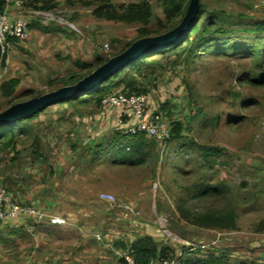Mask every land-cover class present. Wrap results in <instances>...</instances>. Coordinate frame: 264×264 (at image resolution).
I'll return each mask as SVG.
<instances>
[{"label": "rangeland", "instance_id": "1", "mask_svg": "<svg viewBox=\"0 0 264 264\" xmlns=\"http://www.w3.org/2000/svg\"><path fill=\"white\" fill-rule=\"evenodd\" d=\"M22 1V7L13 9L29 21L30 36L10 44L7 62L0 66V85L11 78L19 80L11 97H4L0 89V112L29 100L22 96L25 91L41 96L76 84L89 74L79 68V62L97 65V60L114 57L144 37L140 24L96 17L93 10L98 1L52 0L47 6ZM200 1L205 11L221 12L226 21H243L253 30L252 36L216 38L191 56L184 49L186 43L147 56L138 63L143 65L129 67L130 83L109 91L100 103L46 106L26 121L27 131L17 137L14 148L0 153V187L17 194L21 203L44 207L63 218L66 223L55 226L61 245L97 241L102 231L110 233L112 227H102L98 223L102 217L90 218L93 236L85 237L84 227L75 230L65 218L75 215L80 227L92 211L109 207L113 219L125 205L133 209L137 221L157 230V244L168 250L165 257L179 264L187 257L207 259L211 252L226 264H264V87L245 82L254 73H264V56L257 63V54L251 51V43L264 36V0ZM162 2L108 0L116 9L148 4L152 10L148 28L154 32L145 37L167 32L155 33L159 20L166 28L179 24V18L167 21ZM256 21L262 24L256 26L252 23ZM34 23L40 29L31 28ZM219 43H241L245 48L210 50ZM154 57L155 62L149 60ZM140 91L148 93L150 104L164 103L161 116L177 125L181 134L164 141L145 136L143 162L131 163L117 155L122 137L116 120L122 110L104 108L102 101ZM103 192L111 193L116 203L101 201ZM203 213H231L234 223L207 227L196 220ZM119 230L130 232L128 240L139 233L122 225ZM27 232L25 236L19 231L10 240L0 230V264L9 258L3 253L4 240L22 248L30 236ZM21 256L8 260L21 263Z\"/></svg>", "mask_w": 264, "mask_h": 264}, {"label": "trees", "instance_id": "2", "mask_svg": "<svg viewBox=\"0 0 264 264\" xmlns=\"http://www.w3.org/2000/svg\"><path fill=\"white\" fill-rule=\"evenodd\" d=\"M33 2H39L47 6L48 1L52 0H30ZM98 1L100 4L93 10V13L98 18H103L106 20H113V21H120L128 24H140L143 27L139 29L140 35L142 36H148L152 34V30L148 28V24L150 22V18L152 17V10L151 7L146 4H136V3H130L128 5H121L119 8H115L111 6L108 3V0H93ZM187 0H163V13L167 19V21H173L177 18L180 22L182 15L184 14L185 5ZM202 1L199 0V8L197 10L194 22L192 27L187 31L186 34L181 37L178 41L175 43L168 45L163 48H159L157 50L151 51L133 62H131L126 67L116 71L112 76H110L108 79L104 80L101 84L96 86L95 88L87 91L86 93H83L79 96L64 100L62 102H66L69 104L73 103H82V104H89L92 101H98L100 103L101 97L107 94L109 91L113 90L114 88L124 84V83H130L131 80V74L132 69H129L131 66H138L139 62H141L145 57L147 56H154L155 54L159 53L163 49H169L177 44L183 45L186 43V46L184 49H187L188 55H194L195 52H197L200 49H204V47L209 43V41L214 40L216 38L219 39H227L230 40L231 37L239 38L237 35L240 33H245L247 36H252V31L245 27L243 21L238 20L235 21H226L224 17H222L221 12L216 11H205L203 8V5L201 4ZM5 4V0H0V12L3 9V6ZM86 4H90V1H86ZM240 21V22H239ZM254 25L259 26L262 24L261 22H252ZM249 24H246V26ZM158 29H156L155 33H161L162 31H168L173 26L166 28L165 24L162 23V21H158ZM225 26H232L236 29H227ZM250 27V26H249ZM31 28H37L40 29V26L37 24H32ZM165 28V29H164ZM164 29V30H160ZM46 32L50 30L49 27L44 28ZM260 37H264L263 35H260L258 39L260 41H257L255 43H251V51L254 52V54H257V63L261 62V57L264 56V52L261 51L262 48H264V40H261ZM221 46V47H220ZM245 47L241 43H236V45H231L229 43L225 44L222 43V45L214 44L210 46V50H218L219 52H224L225 50H229V52H233L234 50H242ZM224 50V51H222ZM226 52V51H225ZM235 52V51H234ZM1 57V53H0ZM156 57L149 59L152 62H155ZM107 58L105 60L99 59L97 60V65H92L89 63H82L79 62L78 66L83 71H86L87 73H90L93 71V69L97 68L98 66L102 65L106 61H108ZM138 64V65H137ZM143 65V64H142ZM134 69V68H133ZM241 82V80H239ZM245 82H247L249 85L254 87H264V73H254L252 76L248 77ZM19 80L17 78H11L8 81H5L1 83L0 89L1 93L4 97H11L15 93V88L18 86ZM145 91H140L137 93H130V94H139L143 93ZM126 95H129V93H124ZM23 97H36L35 94L32 93V91H25L22 93ZM96 97V98H95ZM61 103V102H60ZM164 103H161V106H159V111H162ZM157 113V112H156ZM39 112H36L34 114H31L27 117L19 118L18 120L9 122L7 124H0V153L2 151H5L8 148H14L17 137L27 131V123L26 121L32 120L36 116H38ZM170 127V138H179L180 132L178 131L177 125L175 128V124L173 122L168 123ZM119 135L122 137V143L119 147L116 149L118 150V159H128L131 163H134L136 160L139 162H143L142 156H140L141 151L146 146V141L144 140L145 134L144 133H138L132 136H126V135ZM129 137V139H127ZM125 139H127L125 141ZM167 139V140H168ZM126 143V145H125ZM35 147L37 148V143H34ZM38 150V149H37ZM212 154H216V151L211 150ZM214 154V155H215ZM140 156V158L132 160L133 156ZM2 188V187H1ZM4 189V188H3ZM215 191V190H214ZM214 191H207L206 194L214 193ZM234 215L231 213L228 214H215V213H203L202 215H199L196 219L197 222L200 224H203L204 226H211V227H218L221 225H227L232 226L234 221ZM31 221L32 225H34V221L32 219H28ZM3 221H0V223ZM35 226V225H34ZM128 250L131 251V254L136 261L137 264H148L152 260H156L159 258H167L165 257L166 252L168 250L166 247L161 246L157 244L151 238L150 236L144 235V236H136L133 241L129 242ZM168 259V258H167ZM180 264H226L222 258V256H215L214 253H210L207 255V259H202L200 257L191 258L187 257L180 261Z\"/></svg>", "mask_w": 264, "mask_h": 264}, {"label": "crops", "instance_id": "3", "mask_svg": "<svg viewBox=\"0 0 264 264\" xmlns=\"http://www.w3.org/2000/svg\"><path fill=\"white\" fill-rule=\"evenodd\" d=\"M5 183V182H4ZM8 186V185H7ZM29 198V197H28ZM114 206V205H112ZM35 207V206H34ZM47 214L56 215L44 207H36ZM107 208V209H106ZM112 208V207H111ZM97 209V208H96ZM103 210L92 211L91 214H87L84 226H77L76 220L74 218L75 215H72L71 218H65L70 221L69 225L73 226L75 230L81 231V227H84V231H86L85 237L90 236L91 231L89 230V225L91 224L90 218H95L96 216L102 217L101 221L98 222L102 227H107L110 225L106 233L104 231L101 232V237L97 241H88L82 240L80 243H72L69 247L65 245H61L60 237L57 232L55 226L51 225L47 221L43 223H39L34 227H31L32 223L30 220L25 218L18 219H8L0 223V230H4L6 232V238L10 240H14L15 235L21 232H25V236H27L26 232L30 234L28 235L27 241L22 244V248L14 247L15 243L9 241H5L7 248L3 253L5 256H8L13 259L21 256V263L17 261L13 262L12 260H8L5 258V261L2 260L3 264H119L121 262L120 254L128 250V242L133 241V239L127 238V234L130 233L125 231L124 233L119 230V227L122 225L130 230L137 229L139 231L137 236H150L153 238L155 242H158L159 235L157 230L152 225H145V223H141L135 219L133 216V212L124 209H117V212L112 219V214L110 215L109 207L102 208ZM102 213H100V212ZM99 212V213H94ZM59 216V215H57ZM111 216V217H108ZM97 218V217H96ZM90 219V220H89ZM97 221V220H96ZM66 223V222H65ZM98 224V225H99ZM106 231V230H105ZM22 235L24 233H21ZM30 237V238H29ZM124 240L127 245H118L117 241ZM14 247L12 251H9L8 248Z\"/></svg>", "mask_w": 264, "mask_h": 264}, {"label": "built area", "instance_id": "4", "mask_svg": "<svg viewBox=\"0 0 264 264\" xmlns=\"http://www.w3.org/2000/svg\"><path fill=\"white\" fill-rule=\"evenodd\" d=\"M22 6V0H5L0 12V66L7 62L5 56L10 44L20 43L30 36L29 21L19 12L14 11V9ZM149 99L148 93L129 95L118 93L105 98L102 101V106L122 110L121 115L116 120V125L122 135L132 136L144 133L149 138L159 141L167 140L170 137L169 124L161 116L159 105L150 104ZM99 199L109 204L116 203L115 197L111 193H100ZM124 208L133 212L130 206L124 205ZM18 218L32 219L34 225L45 221L51 225L65 223V220L60 216L50 215L33 205L21 203L17 194L13 195L0 187V221ZM119 257L121 259L119 264H137L129 250L122 252ZM148 264H179V262L159 258L150 261Z\"/></svg>", "mask_w": 264, "mask_h": 264}, {"label": "water", "instance_id": "5", "mask_svg": "<svg viewBox=\"0 0 264 264\" xmlns=\"http://www.w3.org/2000/svg\"><path fill=\"white\" fill-rule=\"evenodd\" d=\"M198 8L199 0H187L184 14L176 27L163 34L135 40L121 53L108 59V61L98 66L74 85L64 86L44 95L32 97L27 101L11 105L0 112V124H7L19 118L27 117L41 111L48 105L86 93L137 58L175 43L192 27Z\"/></svg>", "mask_w": 264, "mask_h": 264}]
</instances>
